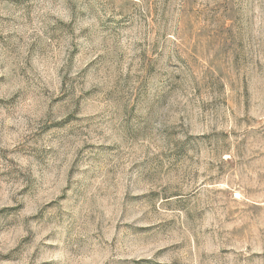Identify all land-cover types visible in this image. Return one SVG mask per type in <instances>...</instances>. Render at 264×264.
I'll use <instances>...</instances> for the list:
<instances>
[{
	"label": "rangeland",
	"instance_id": "374dc122",
	"mask_svg": "<svg viewBox=\"0 0 264 264\" xmlns=\"http://www.w3.org/2000/svg\"><path fill=\"white\" fill-rule=\"evenodd\" d=\"M0 264H264V0H0Z\"/></svg>",
	"mask_w": 264,
	"mask_h": 264
}]
</instances>
